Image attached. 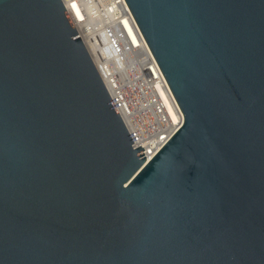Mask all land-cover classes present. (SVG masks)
Listing matches in <instances>:
<instances>
[{
    "label": "water",
    "instance_id": "water-1",
    "mask_svg": "<svg viewBox=\"0 0 264 264\" xmlns=\"http://www.w3.org/2000/svg\"><path fill=\"white\" fill-rule=\"evenodd\" d=\"M183 121L145 162L62 0H0V264H264V0H125Z\"/></svg>",
    "mask_w": 264,
    "mask_h": 264
},
{
    "label": "built area",
    "instance_id": "built-area-1",
    "mask_svg": "<svg viewBox=\"0 0 264 264\" xmlns=\"http://www.w3.org/2000/svg\"><path fill=\"white\" fill-rule=\"evenodd\" d=\"M92 1L99 6L101 21L90 29L85 22ZM62 2L129 132L132 146L143 147L139 153L143 152L140 156L145 155L147 162L180 127L183 113L126 1Z\"/></svg>",
    "mask_w": 264,
    "mask_h": 264
},
{
    "label": "bare ground",
    "instance_id": "bare-ground-1",
    "mask_svg": "<svg viewBox=\"0 0 264 264\" xmlns=\"http://www.w3.org/2000/svg\"><path fill=\"white\" fill-rule=\"evenodd\" d=\"M74 5V4H73ZM75 7V6H74ZM88 18L87 21L85 22V25H87V27H90V29H92L93 27H95L96 25H100V13H99V6L97 5V3H95L94 1L88 3ZM75 13L77 14V16L80 14L78 13V11L75 10ZM102 32V30H99Z\"/></svg>",
    "mask_w": 264,
    "mask_h": 264
}]
</instances>
